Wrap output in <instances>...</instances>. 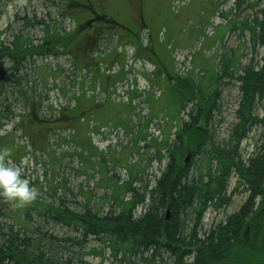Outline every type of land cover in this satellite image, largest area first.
Masks as SVG:
<instances>
[{
	"label": "trees",
	"instance_id": "obj_1",
	"mask_svg": "<svg viewBox=\"0 0 264 264\" xmlns=\"http://www.w3.org/2000/svg\"><path fill=\"white\" fill-rule=\"evenodd\" d=\"M13 1L0 0V17ZM59 1L60 10L71 4V0ZM233 1L237 10L252 13L243 20L239 19V14L233 17L224 25L227 29L218 43H222L230 31L247 32L253 53L260 59L255 57L242 65L235 58L237 50L217 56L219 63L216 65L212 57H207V63L199 65L202 78H196L192 73L198 66L188 74L174 72L161 64L160 56L151 46L146 48L157 56L156 68L168 79L174 101L179 103L180 124L172 125L161 141L152 139L146 130H142L125 153H133L140 141L147 142V148H155L151 162L166 160L161 175L146 184L145 169L128 163L125 181H120L117 176L108 177L109 160L101 156L100 162L93 161L99 151L81 134L88 127L82 124V116L79 117L82 132L74 131L76 138L64 140L72 141L82 149L79 157L90 166H85L86 169L105 164L107 169L105 176L101 175V182L109 191L103 196L104 203L109 206L106 210L99 209L98 204L92 206L88 199L84 210L77 211L68 207L62 198H58V205L35 199L18 206L0 197V264H91L84 259L86 254L82 250L92 239L101 244L102 254L108 252L120 264H152L156 258L163 264H229L236 256L235 251L244 246L246 230L260 223L258 218H262V210L258 211L256 207L264 198V0ZM102 18L93 13L94 21L99 22ZM21 20L23 26L9 44L0 42V65H3L0 67V149H10L9 159L18 164L27 153L26 146L18 145L11 134H2L7 121L15 117L11 102L20 101L21 97L27 102L31 97L27 78L29 62L35 58L69 54L67 38L72 35L60 34L57 27L42 20L34 22L26 17ZM89 20L85 18L82 28ZM30 26L43 27L44 36L38 43L25 34V29ZM98 32L102 34V31ZM2 34L0 32V37ZM83 37L91 46L90 36ZM140 37L141 32L134 40L139 41ZM261 50L262 54H259ZM39 73L41 75L36 71ZM47 77L50 75L44 71V84H48ZM225 80L234 83L232 88L237 86L239 97L236 122L226 129L227 136L221 138L218 131L225 123L222 113L227 90ZM147 101L151 105L154 102L150 98ZM190 104L188 118L181 119L180 114ZM67 115L70 121L76 116L73 109H69ZM123 124L126 123L120 125ZM174 128L175 133L170 135ZM260 129L254 150L246 155L241 145ZM119 157L121 155L116 154L110 164L122 166L120 161L123 160ZM232 178L236 181L231 190ZM240 192L247 195L241 209L205 230L206 213L228 209L232 197ZM55 194L56 188L53 196ZM11 205L15 206V213L11 211ZM31 212L39 216L38 221L33 219ZM64 227L74 231L72 237L59 235V230ZM64 243H71L74 249L67 248ZM256 244L254 239L253 249ZM77 247L81 251L77 252Z\"/></svg>",
	"mask_w": 264,
	"mask_h": 264
},
{
	"label": "rangeland",
	"instance_id": "obj_2",
	"mask_svg": "<svg viewBox=\"0 0 264 264\" xmlns=\"http://www.w3.org/2000/svg\"><path fill=\"white\" fill-rule=\"evenodd\" d=\"M60 5L59 0H14L0 17V32H3L0 42L5 44L22 28L23 17L54 25L60 34L72 33L67 38L69 54L29 62L27 78L31 97L27 102L22 97L11 102L15 117L7 121L2 134H11L18 145L26 146L27 153L19 164L10 161L21 167L22 176L37 189L38 201L58 205V198H62L68 207L83 211L90 199L92 206L98 204L99 209L106 210L109 203H104L103 196L109 191L101 182L107 169L105 164L86 169L87 165L79 157L82 149L64 140H72L77 132H82L79 117L82 116V124L89 129L81 134L99 151L93 161L100 162L101 156L109 160L108 177L117 176L125 181L129 163L145 169L144 182L151 183L161 175L166 160L151 162L155 148H147L145 141H140L133 153L127 154L125 149L136 142L142 130L161 141L172 125L180 123L179 103L174 101L168 79L156 68L157 56L146 48L151 46L160 56L161 64L174 72L188 74L198 66L192 73L196 78H202L199 65L206 64L207 57H212L216 65L217 56L229 51H239L235 58L246 65L255 57L260 59L253 53L247 32L230 31L222 43L218 42L227 29L224 25L233 17L239 14L243 20L252 12L237 10L233 0H71L62 10ZM94 12L104 17L103 20L94 21ZM85 18L91 20L82 28ZM97 29L102 31L99 36H95ZM139 32V41L134 40ZM25 34L38 43L44 36L43 27L30 26ZM85 35L95 37L91 46ZM258 53L262 54V50ZM44 71L50 75L48 84L42 82ZM233 85L229 80L224 81L227 90L222 109L225 123L218 131L221 138L227 136L226 129L236 122L239 92ZM147 98L154 100L152 105ZM191 106L180 114L181 119L188 118ZM69 109L77 116L73 121L67 115ZM166 119L170 120L166 122ZM260 131H254L241 145L246 155L254 150ZM174 133L175 128L170 135ZM116 154L121 155L122 166L110 164ZM186 160H190L189 155ZM235 181L232 178L231 190ZM246 200L247 195L240 192L232 197L228 209L218 213L209 210L204 218L205 230L238 212ZM256 208L262 210L260 223L246 230L244 246L242 243V249L235 251L236 256L229 264H264V198ZM15 209L11 205V211L15 213ZM31 213L38 221L39 216ZM73 232L64 227L59 235L68 238ZM254 239L257 240L255 249ZM64 244L73 248L71 243ZM75 249L81 251L79 247ZM82 253L91 264H120L108 252L102 254L101 244L95 239L86 244ZM154 261L152 264H163L159 258Z\"/></svg>",
	"mask_w": 264,
	"mask_h": 264
},
{
	"label": "clouds",
	"instance_id": "obj_3",
	"mask_svg": "<svg viewBox=\"0 0 264 264\" xmlns=\"http://www.w3.org/2000/svg\"><path fill=\"white\" fill-rule=\"evenodd\" d=\"M10 149H0V197L16 203L18 206L34 201L37 189L22 176V169L11 163Z\"/></svg>",
	"mask_w": 264,
	"mask_h": 264
},
{
	"label": "flooded vegetation",
	"instance_id": "obj_4",
	"mask_svg": "<svg viewBox=\"0 0 264 264\" xmlns=\"http://www.w3.org/2000/svg\"><path fill=\"white\" fill-rule=\"evenodd\" d=\"M99 35H100V32L95 33V36H99ZM88 37H89V35H88ZM90 38H91V40H93L95 37H93V35H90Z\"/></svg>",
	"mask_w": 264,
	"mask_h": 264
}]
</instances>
